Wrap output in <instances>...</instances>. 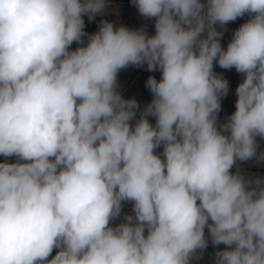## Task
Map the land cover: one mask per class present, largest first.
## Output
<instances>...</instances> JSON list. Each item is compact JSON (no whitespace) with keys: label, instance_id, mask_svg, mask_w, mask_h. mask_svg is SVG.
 <instances>
[{"label":"clouds","instance_id":"9594fccd","mask_svg":"<svg viewBox=\"0 0 264 264\" xmlns=\"http://www.w3.org/2000/svg\"><path fill=\"white\" fill-rule=\"evenodd\" d=\"M132 3L154 35L103 20L84 45L106 0H0V155L17 158L0 163V264H190L205 228L228 246L215 264H264V180L231 171L264 139V0ZM214 61L243 74L224 123ZM144 64L162 78L135 119L117 76Z\"/></svg>","mask_w":264,"mask_h":264},{"label":"rangeland","instance_id":"374dc122","mask_svg":"<svg viewBox=\"0 0 264 264\" xmlns=\"http://www.w3.org/2000/svg\"><path fill=\"white\" fill-rule=\"evenodd\" d=\"M202 2H206V0H202ZM106 10L103 14H97L91 20H89L87 15L83 16V20L85 23L84 32L86 35L82 37L84 41V45L87 44V36L96 33L99 31L101 26V21L107 20L112 22L114 26H125L129 29H140L144 28L149 36L155 34V18H145L140 15L137 7L132 3V0H106ZM250 16L245 14L243 17L237 18L235 21L229 22L225 27L226 31L222 38L220 39V43L222 48L226 50L228 43L233 38V34L236 29H238L243 23H245ZM217 30L220 31L221 28L219 25L216 26ZM82 45L73 42L70 46V50H75L76 48ZM213 71L221 75L224 79L229 82V91L226 96H223L221 99V110L218 114V122L224 123L227 118L235 111V102L237 99L236 96V88L243 80V74L238 73L235 68L230 70H225L219 67L218 63L214 61ZM149 76H153L159 81L162 78V73L159 69L155 71H148L147 65L144 64L142 66H128L125 69L119 71L117 76L118 81V91L122 94L123 98L135 99L138 104V109L136 111V118L139 119L140 113L145 109V107L152 101L153 94L150 92L148 87L146 86V81ZM135 119L130 123L134 126ZM150 124L155 125L156 118L153 116H148ZM257 139V155L252 159L246 162H237V166H234L231 170L232 172L237 171V167L241 174L245 176V178L249 180H255L257 177L264 180V159H261L264 156V139ZM155 153L161 156V159H164L163 146L155 149ZM15 163L17 162V158L15 156L12 157H4L0 155V163ZM122 210L120 216L114 220L110 221V225L115 227L116 225L124 222V217L127 215H133V203L130 201L122 202ZM211 223V221H210ZM147 234V230L145 231V235ZM205 238L208 240V246L203 250V255L200 259L193 258L190 261V264H215V253L217 251L227 250L228 246L224 244L213 245L211 242V237L208 234V229L205 228ZM59 249L54 248L51 255L48 257V260H51Z\"/></svg>","mask_w":264,"mask_h":264}]
</instances>
